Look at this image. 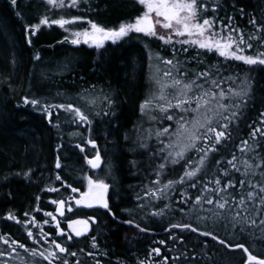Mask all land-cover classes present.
<instances>
[{
  "label": "trees",
  "instance_id": "1",
  "mask_svg": "<svg viewBox=\"0 0 264 264\" xmlns=\"http://www.w3.org/2000/svg\"><path fill=\"white\" fill-rule=\"evenodd\" d=\"M214 5H218L216 15L220 19L231 16L232 25L243 32L245 38L254 32L249 24L253 17L264 22V0H211L209 8ZM142 11L143 7L134 0H87V3L81 0L78 7L63 9L48 5L46 0H17L16 5L11 0H0V237L22 236L27 240L22 225L25 213L39 220L41 213L52 208V199L67 197L70 189L65 191L60 182L55 181V175L60 174L66 182L77 186L83 176L90 175L85 157L93 158L98 149L102 163L97 176L110 184L109 203L115 216L106 214L100 220L97 259L101 264H138L140 259L147 260L152 247H160L161 256L175 255L169 251L173 245L167 240L164 228L169 222L180 221V214L152 217L150 213L168 201H153V206L139 211L136 199L138 193L153 186L151 182L157 178L156 165L161 162L153 161L150 151L139 147L141 137L137 132V129L152 126L140 112L141 103L153 90L149 56L159 54L172 58V49L161 46L155 39L133 33L116 45L109 44L96 51L84 45L62 43L66 32L58 25H42L35 35L26 30L45 16L49 20L82 17L68 26L76 30L89 26L88 20L116 28L122 22L133 21ZM257 51L264 48L254 42V48L244 54L255 55ZM195 55L196 51L191 49L190 54L178 52L181 60ZM203 59L204 67L216 65L225 76H243L249 73L250 67L254 69L249 74L253 78L255 108L249 115L252 120L257 119V109L264 110L261 102L264 100V66L225 61L213 53ZM192 67L197 70L194 62ZM93 85L95 88L91 87ZM103 94L114 101L113 114L93 119L96 111L108 110ZM25 96L39 100L41 105L73 103L93 120L90 130L73 123L71 114L63 110L52 109L49 123L41 107L23 104ZM240 128V135L246 137L249 129L243 123ZM89 139L96 141L97 149L86 143ZM78 144L84 147L83 153L76 147ZM148 144L150 148L158 146L154 138ZM232 147L235 150V145ZM236 154L240 155L238 151ZM58 156L61 169L55 168ZM175 168L173 171L172 166L168 167L160 177L161 183L179 179L183 169ZM48 187L61 188V194L46 192ZM192 195L194 198L195 193ZM179 199L177 191L172 197L174 209L179 207L176 204ZM38 207L42 211H35ZM184 207L188 211L190 205ZM9 214L17 219L8 220ZM129 219L147 231L141 232L125 223ZM193 226L205 230L203 223L194 222ZM207 230L218 233L233 246L243 243L253 254L264 258V236L259 232L242 235L230 226L225 230L223 223L213 226L211 221ZM184 236L187 246L200 253L201 264L246 262L247 254L242 249L225 247L198 233L185 232ZM160 240H166V244L157 243ZM205 243L207 248L203 247ZM3 248L0 241V249ZM105 251L110 255L103 256ZM151 259L154 264H163L159 257ZM91 264H94L93 259Z\"/></svg>",
  "mask_w": 264,
  "mask_h": 264
},
{
  "label": "snow or ice",
  "instance_id": "2",
  "mask_svg": "<svg viewBox=\"0 0 264 264\" xmlns=\"http://www.w3.org/2000/svg\"><path fill=\"white\" fill-rule=\"evenodd\" d=\"M46 2L54 8L63 9L78 7L81 0H69L67 5L65 0ZM82 2L87 3V0ZM137 2L143 6L142 14L136 16L133 21L120 23L116 28H108L88 20L90 28L70 31L66 26L77 23L83 19L82 17L49 20L45 16L38 24L26 30L35 35L42 25H58L69 32L62 43L67 42L74 46L83 44L96 50L105 49L108 43L116 45L133 33L154 38L162 42L165 48L171 47L172 58H163L159 54L155 57L149 56L150 62L153 59L157 62L155 72L150 78L154 87L141 103L140 112L152 126L143 130L137 129V132L141 137L139 147L148 149L153 161L161 162L156 165L157 178L151 182L153 186L146 187L142 194L138 193L136 199L139 201V211L153 206V201H168L150 215L165 217L178 212L181 219L178 222H169L164 228L167 240L173 245L169 251L175 255L161 256V248L152 247L147 260L140 259L138 264H154L151 259L153 256L159 257L163 264H169V260L171 264H201L200 253H197L195 248L187 246L185 232L211 237L225 247L242 249L247 254L245 264H264V258L253 254L243 243H236L233 246L220 238L218 233L207 230V224L211 221L213 226L223 223L225 230L230 226L242 235L259 232L264 236V110L257 109L258 116L255 120L249 115L251 109L255 108L253 78L249 74L254 69L250 67L249 73L243 76H225L216 65L204 67L203 59L209 53H213L225 61H239L248 66H264V51H257L255 55L244 54L246 50L254 48V42L256 46L264 48V22H258L253 17L249 24L254 32L245 38V34L232 25L231 16L220 19L216 15L218 5L209 8L211 0H137ZM11 3L16 5L17 0H11ZM241 12L243 13L242 9ZM190 49L196 51V55L191 59L181 60L178 57V52L190 54ZM36 59H39V56ZM193 62L197 69L195 71L192 67ZM160 64L165 66L162 75ZM150 67H153L151 63ZM91 87L95 88V85ZM103 100L107 101L108 110L96 111L93 119L113 114L111 107L114 101L106 94H103ZM261 102L264 103V100ZM23 104L41 107L47 114L49 123L52 122V109L71 114L73 123L82 127L87 126L89 130L93 122L89 114L73 103L41 105L39 100L25 96ZM242 123L249 129L246 137L240 135ZM165 124L167 126H164ZM56 126L59 127L58 124ZM153 138L158 146L153 145L150 148L148 141ZM86 143L97 149L95 140L89 139ZM76 147L82 153L85 151L79 144ZM237 151L240 155L236 154ZM228 155L231 158H228ZM85 159L91 169L100 168L102 157L98 149L93 158ZM169 166H172L173 171L176 170L175 166H179L183 169V174L179 179H169L167 183H161L160 177ZM55 168L61 169L59 156ZM55 181L60 182L65 191L70 189L71 193L70 198L50 201V204L55 206V213L66 222L67 230L61 227V220L57 219V215L52 211H44L43 216L55 222L54 230L50 228L45 232L33 217L27 223L39 231L34 235L29 229L26 236L32 245L48 247L39 250L17 239L0 237V241L8 245V248L0 249V264H15L18 258L21 264L45 262L70 264V258L74 260V264H83L82 260L76 259L78 252L72 250V247L77 238L87 237L91 231L90 221L95 224L96 219L94 216H88L87 219L73 217L83 209H103L115 216L109 203L110 184L104 178L85 175L75 187L62 179L60 174L55 175ZM45 191L58 196L61 194V188L58 187H48ZM177 191L180 199L176 204L179 207L174 209L172 197ZM36 199L39 202L40 197ZM186 205H190L188 211H185ZM35 211L40 212L42 209L38 207ZM66 212L71 215H66ZM27 216L28 213H25L26 218ZM7 219L17 218L9 214ZM19 222L17 220V223ZM194 222L203 223L205 230L201 231L200 228L193 226ZM125 223L134 225L141 232L147 231L132 219L126 220ZM43 224L48 225L49 220L45 219ZM91 241V249L95 251H88L86 255L91 257L95 264H101L96 258V252L100 248L97 237L92 235ZM157 243L164 245L166 240ZM203 247L207 248V244L205 243ZM18 250H22L24 256ZM79 252L84 253V249L79 248ZM102 255L109 256L110 253L105 251Z\"/></svg>",
  "mask_w": 264,
  "mask_h": 264
},
{
  "label": "flooded vegetation",
  "instance_id": "3",
  "mask_svg": "<svg viewBox=\"0 0 264 264\" xmlns=\"http://www.w3.org/2000/svg\"><path fill=\"white\" fill-rule=\"evenodd\" d=\"M134 1H137V0H134ZM140 35H142V34H140ZM109 44H107V45H109ZM81 45H83V44H81ZM84 46L90 48L87 45H84ZM91 170L92 169L89 168V172L90 173H91ZM70 195H71V193H69L68 196L65 197V198H70ZM66 208H67V205H66ZM48 211H52L53 214L56 215L55 214V206L54 205H52V208L50 210H48ZM106 214H109V213H107L103 209H83V210H80L78 212L77 216L73 217V218L87 219L88 216H94L95 219H96V223L95 224H92L91 221H90L91 231L87 234V237L77 238L76 241H75V244L72 247V250L78 252V256H77L76 259L82 260L83 264H91L92 258L91 257H87V255H86L88 251H95V250L91 249V243H92L91 237H92V235H95L97 237V241H98L99 235H100L98 226H99L101 218H103L104 215H106ZM66 215H71V214L66 212ZM32 219H33V217L30 216V217H27L24 222H22L23 227H25V238H27L26 234H27V231L29 229H31L33 231L34 235L39 231V229H37V228L33 227L31 224L27 223V221L32 220ZM45 219L49 220V224L48 225H44L43 224V221ZM57 219L61 220V227L64 228L65 230H67L66 222L63 221V218L57 216ZM35 220H36L37 223H39L44 228L45 232H48L50 230V228L54 230L55 222L51 221V219L49 217H44L43 213H41V219L38 220V219L35 218ZM21 237L22 236L11 237V238L12 239H17L20 242L25 243L29 247H33L34 246V245H32L31 240H29V239L25 240V239H23ZM2 245L4 247L3 249L8 248V245H4L3 243H2ZM34 247H37L39 250H43V248H47L48 245H42V246L41 245H35ZM79 248H83L84 249V253H80L79 252ZM50 250H52V249H50ZM18 251H21L22 256H24L22 250H18ZM24 258L27 259V257H24ZM96 258H97V256H96ZM15 264H21V261H20L19 258L16 260ZM45 264H46V262H45ZM70 264H74V260L72 258H70ZM94 264H95V261H94Z\"/></svg>",
  "mask_w": 264,
  "mask_h": 264
},
{
  "label": "rangeland",
  "instance_id": "4",
  "mask_svg": "<svg viewBox=\"0 0 264 264\" xmlns=\"http://www.w3.org/2000/svg\"><path fill=\"white\" fill-rule=\"evenodd\" d=\"M69 3V0H65V4L67 5ZM68 8V7H67ZM68 26H70V25H67L66 27L67 28H69V30L70 31H72V30H76V29H72V28H70V27H68ZM86 28H90V26H87ZM62 29V28H61ZM64 30V29H63ZM65 31V30H64ZM66 32V31H65ZM69 35V32H66V36H68ZM151 39H154V38H151ZM156 40V39H155ZM158 41V40H157ZM160 44H161V46H163V47H165L163 44H162V42H160V41H158ZM109 44V43H108ZM107 45V44H106ZM90 48H92V47H90ZM167 48H171V47H167ZM177 48H179V45H177ZM92 49H94V48H92ZM96 50V49H95ZM96 51H99V50H96ZM153 57H155V56H153ZM164 58V57H163ZM151 64L153 65V67H150V74H149V78H151V76L153 75V73L155 72V65L157 64V62L155 61V59H153L152 60V62H151ZM159 67H160V69H161V75H162V72H163V70L165 69V66L163 65V64H160L159 65ZM151 80V79H150ZM151 82H152V80H151ZM152 86L154 87V85H153V82H152ZM101 167V166H100ZM100 169V168H99ZM98 169V170H99ZM98 170H91V173H90V175L91 176H93V177H96L97 176V171Z\"/></svg>",
  "mask_w": 264,
  "mask_h": 264
},
{
  "label": "water",
  "instance_id": "5",
  "mask_svg": "<svg viewBox=\"0 0 264 264\" xmlns=\"http://www.w3.org/2000/svg\"><path fill=\"white\" fill-rule=\"evenodd\" d=\"M65 43H67V42H65ZM68 44H70V43H68ZM71 45V44H70ZM72 46H74V45H72ZM86 165H87V167L88 168H90V166L87 164V161H86ZM91 169V168H90ZM93 170V169H92ZM97 170V169H96ZM56 214V213H55ZM57 215V214H56ZM58 216V215H57Z\"/></svg>",
  "mask_w": 264,
  "mask_h": 264
}]
</instances>
